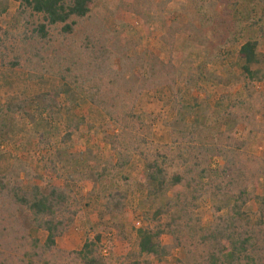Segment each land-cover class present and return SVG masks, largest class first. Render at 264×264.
<instances>
[{
  "label": "rangeland",
  "instance_id": "374dc122",
  "mask_svg": "<svg viewBox=\"0 0 264 264\" xmlns=\"http://www.w3.org/2000/svg\"><path fill=\"white\" fill-rule=\"evenodd\" d=\"M6 3L8 11L0 18V27L9 34L0 46L8 55L6 66L0 60V109L10 125L7 133L0 134V181L25 191L34 186L43 191L52 187L67 189L80 206L79 215L69 233L58 240V250L80 251L87 236L94 239L101 235L100 253L104 262L100 264H125V256L135 248V231L146 225L144 216L152 205L147 201L145 187L147 161L136 153L130 156L126 150L133 152L138 148L136 137H142L143 132L158 147L171 145L170 124L175 119V109L181 105L195 107L189 122H197L199 118L205 127L213 130L212 136L221 139L219 135H224L226 128L221 126V112L216 104L222 96L235 97L243 92V62L237 53L254 34L241 29L251 0H137L141 7L135 11L123 6L121 0H94L90 22L81 23L67 41L59 29L53 30L52 42L47 44L25 40V34L31 35L39 19L32 20L27 14L19 16V4ZM257 3L264 6V0ZM197 7L202 8L200 13ZM91 28L106 37L113 35V41L126 50L128 57L139 59L133 68L135 84L130 86V97L125 95L122 81L118 84L112 76L101 77L91 64L84 66V77L78 83L73 80L78 70H73L72 76L67 74L66 67L71 61L65 58L81 56L79 52L86 50L84 38ZM238 32L242 35L234 37ZM171 33H174L172 48L164 42ZM115 55L106 65L118 73L121 61ZM152 58L171 65L170 76L151 70L146 61ZM15 59L19 66L13 67L10 64ZM254 69L264 72V57L262 65ZM63 75L66 81L62 80ZM211 76L222 78L223 82L210 81ZM84 81L85 86L81 87L86 90L94 85H103L107 92L116 89L112 95L125 99L119 110L121 114L134 112L143 116L144 127L132 125L135 138L121 143L122 156L130 161L123 170L113 169L120 156L110 145L113 136L121 135V127L86 97H74ZM253 93L255 102L260 104L258 98L264 93V82L255 83ZM42 94L56 96L59 105L46 112L36 104L31 108L22 105L26 112L7 113V107L15 109L16 105L34 101ZM73 118L84 123L67 138L68 122ZM256 118L264 123L261 115L257 114ZM251 129L239 120L233 132L235 138L248 143L240 153L246 155V160L264 158V133ZM212 165L222 168L224 162L216 157ZM104 167L109 168L108 175L100 180ZM256 192L264 195V180L259 181ZM107 196L112 197L110 201ZM259 206L254 201L246 207L252 220ZM9 208L10 201L0 193V223L6 227L13 222ZM197 215L205 227L212 223L214 212L209 198L200 202ZM17 217L23 219L19 214ZM28 234L42 243L46 238L44 233L32 228ZM3 240L5 237H0V264H28L23 254L15 248L9 249L11 242L6 246ZM162 243L173 245L168 236L162 238ZM184 258L185 250L172 249L161 264H176ZM59 263L74 264L69 260Z\"/></svg>",
  "mask_w": 264,
  "mask_h": 264
},
{
  "label": "trees",
  "instance_id": "16d2710c",
  "mask_svg": "<svg viewBox=\"0 0 264 264\" xmlns=\"http://www.w3.org/2000/svg\"><path fill=\"white\" fill-rule=\"evenodd\" d=\"M6 1L19 4L17 15L27 14L32 20L39 19L35 22L31 35L25 34L27 41L38 40L45 44L52 42L51 33L55 29H59L67 41L68 37L76 33L81 23L90 22L93 17L94 0H0V18L8 11ZM130 1L121 0V4L133 11L141 7L137 0ZM257 1L251 0L241 21L242 31L254 33L237 53L238 59L243 62V92L235 97L222 96L216 104L218 112H221V126L226 128L224 135H219L221 139L212 136L213 130L205 127L199 118L197 122H189L188 117L193 114L195 107L181 105L175 109V119L170 124L171 145L158 147L143 132L142 137H136L138 148L133 152L126 150L130 156L136 153L147 161L145 187L147 201L152 205L144 216L146 225L135 231V248L125 256V264H161L162 259L170 256L172 249L185 250V258L176 261V264H264V195L256 192L259 181L264 180V158L253 157L246 160V155L243 156L244 153L240 152L247 148L248 143L233 135L239 120L249 125L251 132L264 133V123H259L256 118L258 114L264 119V93L257 97L260 104L255 102L253 93L255 83L264 82V72L254 69L255 66L262 65L264 57V6ZM197 8L200 13L202 8ZM202 25H206L205 22ZM97 31L91 28L89 35L85 36L86 50L79 52L80 57L72 55L65 58L66 61H71L66 72L72 76L73 70H78L73 79L78 83L84 77V66L91 64L101 77L112 76L118 84L122 81L125 95L129 94L130 97V86L135 84L133 68L139 59L128 57L126 50H122L113 41V35L106 37ZM237 34L242 35L238 32L234 37ZM8 36V32L0 27V46ZM173 41L174 33L164 42L172 48ZM115 54L121 61L118 73L113 72L110 65H106ZM7 57L0 50L3 66L7 65ZM146 63L151 70H158L166 76H170V69H173L171 65L160 63L156 58ZM10 65L19 66L16 59ZM210 78V81L223 82L219 77ZM62 80L66 81V76L63 75ZM81 86H85V81L76 89L78 93L74 97H86L93 106L121 127V135L113 136L110 145L120 156L113 169H125L130 161L123 158L121 143L127 138H135V127L132 128V125L144 127L143 116L134 112L121 114L119 110L125 99L121 95H112L116 94V89H109L107 92L103 90V85H94L88 90ZM35 104L43 112L59 105L56 96L42 94L34 101L16 105L15 109L7 107V113L13 115L26 112L22 105L31 108ZM5 115L0 109L1 135L7 133L10 125ZM83 123L79 118L70 119L67 138H71ZM216 157L223 160L222 168L213 167L212 161ZM108 169H102L100 180L108 175ZM0 193L10 201L8 211H12L13 219L7 227L0 223V237H5L3 241L6 246L10 244L7 242H11L9 249L15 248L17 253L23 254L28 264H60L63 260L74 264L104 262L100 253L101 235H96L94 239L87 236L80 251L61 253L58 250V240L69 233L79 215L80 206L67 189L52 187L43 191L34 186L25 191L19 186L0 181ZM111 196H107L109 201ZM205 198L211 200L214 212V219L208 227L202 224L197 215L200 202ZM254 201L259 202L260 206L255 220H252L246 207ZM18 214L23 219H18ZM31 228L45 234L43 243L41 239L31 238L28 234ZM165 236L172 239L173 245L162 243Z\"/></svg>",
  "mask_w": 264,
  "mask_h": 264
}]
</instances>
